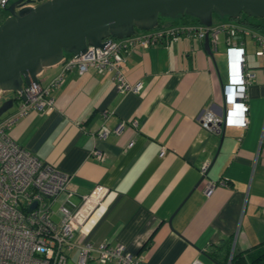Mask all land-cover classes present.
<instances>
[{"label": "crops", "instance_id": "0c3cea01", "mask_svg": "<svg viewBox=\"0 0 264 264\" xmlns=\"http://www.w3.org/2000/svg\"><path fill=\"white\" fill-rule=\"evenodd\" d=\"M8 14L0 12V23ZM242 15L214 22L231 20L264 36V19L253 23ZM250 37L260 62L248 58L247 39L235 36L254 70L247 125L226 126L222 139L198 118L206 109L224 111L223 85L230 78L225 33L216 49L210 44L213 55L196 37L132 49L123 70L130 82H141L139 91L120 92L109 72L93 66L69 70L52 92L49 112L31 110L10 126L19 143L70 175L74 202L97 184L113 190L86 241L123 243L143 264H226L235 253L250 260L263 254L264 260V52ZM61 68V61L45 66L39 82ZM104 123L110 132L99 138L95 132ZM208 181L215 184L207 192ZM77 256L75 247L65 264H80ZM84 264L115 263L93 257Z\"/></svg>", "mask_w": 264, "mask_h": 264}, {"label": "built area", "instance_id": "2783aa9c", "mask_svg": "<svg viewBox=\"0 0 264 264\" xmlns=\"http://www.w3.org/2000/svg\"><path fill=\"white\" fill-rule=\"evenodd\" d=\"M9 2L0 0V8H5ZM220 32L225 33L230 67L229 81L223 85L224 111L217 114L206 109L198 120L201 126L217 132L221 131L223 120L226 126H246V90L254 70L246 65L244 41H236L235 36L239 33L253 35L260 52H264V36L231 20L211 25L200 21L171 22L139 29L122 37L110 36L104 38L101 45L89 44L85 53L65 54L60 72L46 84L31 81L23 85L22 90L14 91L16 109L0 118V264H65L69 251L75 247L78 248L77 261L80 264L93 257L102 263L143 264V256L126 250L123 243L105 241L94 245L85 240L114 196L113 190L97 184L89 193L83 194L78 203L74 202L71 198L76 190L70 185V175L19 143L8 129L31 110L49 112L54 106L52 92L63 82L69 70L76 68L83 73L93 66L99 72H109L120 92L139 91L141 82H130L123 70V61L132 49L147 48L158 42L168 43L180 37L202 39L206 34L212 48L216 49ZM108 114L107 110L103 111L105 118ZM109 132L110 128L104 123L95 136L104 138ZM163 151L164 148L161 153ZM93 154L103 158L100 149H95ZM214 184L208 181L205 191L208 192ZM61 194L64 197L54 209L52 205ZM190 264L202 262L194 259ZM226 264H231V257Z\"/></svg>", "mask_w": 264, "mask_h": 264}, {"label": "water", "instance_id": "95a60500", "mask_svg": "<svg viewBox=\"0 0 264 264\" xmlns=\"http://www.w3.org/2000/svg\"><path fill=\"white\" fill-rule=\"evenodd\" d=\"M5 9L9 14L0 23V93L39 81L38 73L66 53L80 55L104 38L155 27L160 15L187 13L211 25L214 14L264 17V0H13ZM203 40L213 55L209 35ZM13 105V96L2 100L0 118ZM220 124L222 139L226 125L224 120Z\"/></svg>", "mask_w": 264, "mask_h": 264}, {"label": "rangeland", "instance_id": "374dc122", "mask_svg": "<svg viewBox=\"0 0 264 264\" xmlns=\"http://www.w3.org/2000/svg\"><path fill=\"white\" fill-rule=\"evenodd\" d=\"M13 0H10V2H12ZM244 14V13H243ZM243 16V15H242ZM228 17L226 16H219L217 14H214L213 16V21H218L219 19H226ZM244 18H247L249 20V22H253V23H260V18L259 17H255V16H247L244 15ZM183 22V21H194V18H192V15H187V16H168V15H162L161 16V23L165 24L168 22ZM263 32H264V26H262V28H260ZM241 35H243V37L245 39H247V46H248V58L255 61V62H260L261 61V56H257L255 55V45H252V38L250 37V34H243L241 33ZM224 37V32H220L219 33V40H222ZM69 55V53H66ZM9 94H11V91H4L0 93V101L7 97ZM64 197L63 194L59 195L58 197V201L54 202L52 207L54 209H57L58 205H59V200H61Z\"/></svg>", "mask_w": 264, "mask_h": 264}, {"label": "trees", "instance_id": "16d2710c", "mask_svg": "<svg viewBox=\"0 0 264 264\" xmlns=\"http://www.w3.org/2000/svg\"><path fill=\"white\" fill-rule=\"evenodd\" d=\"M5 10V8H0V12ZM188 14L185 13L183 15L180 16H187ZM190 15V14H189ZM3 16V15H2ZM161 16H159V25H161ZM7 17V16H6ZM5 16L1 17V20L3 22V20L6 18ZM192 18H194V21H199L197 17L192 16ZM260 19H264V17H259ZM70 54V53H69ZM263 254L257 255L255 257H253L251 260L250 259H246L245 257H243L241 255V253H235L233 254V256L231 257V264H260L263 263Z\"/></svg>", "mask_w": 264, "mask_h": 264}]
</instances>
